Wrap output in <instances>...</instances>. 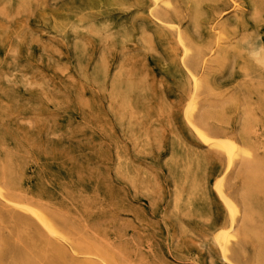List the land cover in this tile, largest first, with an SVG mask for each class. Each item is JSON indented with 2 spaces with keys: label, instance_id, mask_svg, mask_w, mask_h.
Returning <instances> with one entry per match:
<instances>
[{
  "label": "rangeland",
  "instance_id": "obj_1",
  "mask_svg": "<svg viewBox=\"0 0 264 264\" xmlns=\"http://www.w3.org/2000/svg\"><path fill=\"white\" fill-rule=\"evenodd\" d=\"M0 188V264H264V0H0Z\"/></svg>",
  "mask_w": 264,
  "mask_h": 264
},
{
  "label": "bare ground",
  "instance_id": "obj_2",
  "mask_svg": "<svg viewBox=\"0 0 264 264\" xmlns=\"http://www.w3.org/2000/svg\"><path fill=\"white\" fill-rule=\"evenodd\" d=\"M156 1V0H155ZM175 27V26H174ZM179 29V28H178ZM182 46V45H181ZM186 52V51H185ZM198 132L202 135V137L206 140V141H208V140H210L211 138H209L208 136H206L205 134H203L202 132H200L199 130H198ZM213 140V139H212ZM209 143V142H208ZM231 144H233V142H230ZM225 145V144H224ZM227 146V145H226ZM235 148L236 147H238V146H234ZM237 149V148H236ZM247 168V167H246ZM1 189V188H0ZM2 192V191H1ZM0 192V193H1ZM3 193V192H2ZM2 196V195H1ZM8 198V197H7ZM233 204V203H232ZM233 205H235V204H233ZM22 207V208H21ZM21 207H19L18 206V208H21V209H23V206H21ZM28 208V207H27ZM234 208H236L235 206H234ZM24 209H26V207L24 208ZM23 209V210H24ZM30 209V208H29ZM27 210V209H26ZM25 211V210H24ZM28 211V210H27ZM31 211V210H30ZM29 212V211H28ZM30 213H32V211L30 212ZM34 213V212H33ZM35 216V215H34ZM38 218V217H37ZM39 219V218H38ZM50 225V224H49ZM46 226V225H45ZM52 236V235H51ZM70 247V246H69ZM92 251V250H91Z\"/></svg>",
  "mask_w": 264,
  "mask_h": 264
}]
</instances>
